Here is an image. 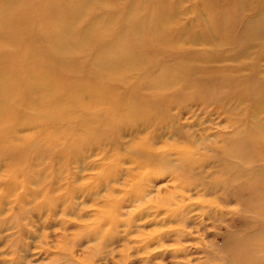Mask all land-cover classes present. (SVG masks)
<instances>
[{
    "label": "rangeland",
    "instance_id": "rangeland-1",
    "mask_svg": "<svg viewBox=\"0 0 264 264\" xmlns=\"http://www.w3.org/2000/svg\"><path fill=\"white\" fill-rule=\"evenodd\" d=\"M132 1L93 2L80 18L74 19V8L68 0H11L1 17L0 51L7 59L0 60V71L12 74L9 82L18 87L24 66H29L39 76L52 78L62 90L52 92L51 99L60 101L54 110L48 107V101L41 105L40 112H51L50 118L35 120L36 111L30 104L31 99L38 100L45 92L43 83L34 92L19 86L9 97L11 109L6 108L0 115V264H227L222 257L231 252L263 254L257 248L264 244V180L255 183L227 167V163L213 166L210 159L214 149L231 161L240 160L241 155L236 156L239 153L243 160L263 155L251 146L264 139L252 130L248 102L227 110L221 103L208 100L204 110H197L188 101L199 94L197 90L184 99L173 100L170 93L180 88H146L139 81L141 66L118 75L96 72L97 53L91 37L71 51L75 61L72 65H59L45 54L47 46L33 39L30 18L37 20L39 28L57 32L53 20L62 17L73 28L70 40L77 43L81 29L107 22L108 12L114 11L120 16L113 17L110 30L103 32L110 37L124 36L128 47H133L135 36L127 29L120 31ZM220 1L228 2L145 0L140 8L135 2L136 15H144L145 9L160 19L157 10L162 7L168 21V43H154L153 33L149 32V43L144 48L163 49L175 43L211 50L220 45L227 47L232 39L228 27L235 12L238 10V17L245 19L252 6L247 9L233 0L225 6ZM255 1L250 3L255 5ZM12 17L19 21L17 25ZM261 48L250 50L261 54ZM110 50L115 66H121L123 46ZM146 57L150 63L158 58L155 52ZM252 68L248 65L245 73ZM149 73L146 81L155 77ZM83 85L101 97L78 93ZM70 97L76 104L70 103ZM228 99L233 104L238 96L232 93ZM137 101L141 106L152 101L155 106L143 119L132 122V113L142 109L130 108ZM181 107L190 112H180ZM95 114L99 119L94 120ZM260 116L264 121V112ZM232 117L243 119L242 128H235ZM240 130L239 135H250L248 142L234 138ZM203 147L211 149L202 152ZM208 160L211 165L201 172L199 162ZM235 189L246 190L238 197ZM149 191L151 194L144 197ZM141 196L144 198L138 200ZM251 196L256 200H250ZM162 203H225L221 205L226 221H206V228L194 233L190 248L178 251V246L187 243L157 239V233L177 226L176 222L163 225V213L156 218L159 224L151 216L141 217V213L153 212ZM245 205L252 206L247 217L251 224L237 219L236 226H229V212L240 211ZM219 221L221 225L215 227ZM128 223L133 232L131 228L127 232ZM146 236L155 238L146 251H137L134 243L128 242ZM240 241L250 242V249H242ZM206 246L220 256L218 261H206L202 252Z\"/></svg>",
    "mask_w": 264,
    "mask_h": 264
},
{
    "label": "bare ground",
    "instance_id": "bare-ground-1",
    "mask_svg": "<svg viewBox=\"0 0 264 264\" xmlns=\"http://www.w3.org/2000/svg\"><path fill=\"white\" fill-rule=\"evenodd\" d=\"M0 1H3L2 5L0 6L1 21V17L7 11L8 4L11 0ZM233 1H236L238 5L246 7L247 9L252 6V8L250 9L251 13H249V15L245 19H242L238 17L239 11L237 10L235 12V17H233L232 22H230V27H228L230 32L232 33V35L230 36L232 37V39H230L226 43L228 45L227 47L220 45V47L216 50L207 48H195L194 46H188L185 43L184 45L182 44V46H179L177 43H175L172 44L171 47L170 45H168V47L166 46L163 49L152 48V50L151 48H144L146 43H149V38L146 37L149 32L153 33L154 43L161 44L165 41L168 43V36L166 32L168 21H166L167 19L164 16L162 7H159L157 10V12L160 10V19H158L153 13H148V11H146L145 9L144 15L142 16H138L133 12L135 9L134 3L136 2V6L140 8L143 2L145 3V0L132 1L133 5L130 4V7L128 8V11L123 19V27L120 30L123 31L127 29L132 33V35L135 36L137 43L133 45V47H128L129 42L127 45L126 38H124V36L110 37L108 34H106V32H103L105 31V29H109L110 22L113 17L120 16L115 14L116 12L114 11L108 12L110 14L107 18L108 20H106L107 22L102 21L101 23H93V25L91 24L90 26H85V28L81 29L77 33V43L70 40V34L73 28L69 26L68 22L62 17H57L53 20L54 25L57 27V32L39 28L37 25V20L34 18H30L29 21L30 27L33 31L34 41H38L41 44L46 45L47 48L45 49V54L53 57L55 61L59 63V65L74 64L75 61L71 57V51H73L78 44L91 37L95 40V45L93 48H95V51L97 53V63L95 66L96 72H109L110 74L118 75L122 71H131L136 69L137 66H141V68L143 69V73L142 75L140 74L141 76L139 77V81L141 82V84L145 83L144 86L146 88L150 90L156 89L159 91L169 90L171 89V87L180 88L179 91L170 93L169 96L173 97V100L182 98L184 99L186 95L189 96L190 94H192V92L197 90L199 94L193 95L192 100H189L191 97L188 98V101H190L189 103H191V108L195 107L197 108V110H204V105H206V102L208 100L215 101L216 103H221L220 105H222V109L227 110H229L228 108H236L241 104L248 102V107L250 108L249 111H252V130L259 133L264 139V121H262L263 119H261L260 116V114L264 112V64L261 63V61L264 60V52H262L261 54L256 52L251 53L250 50L256 48L257 46L264 48V0H256L255 2H253L255 5H252V3H250L251 0ZM68 2L74 8L73 18L78 19L84 14L86 9H89L91 3L97 2L98 4H103L105 3V0H68ZM163 2H165V0H161L160 3ZM221 3L222 2L220 1V4ZM231 4L232 0H228L227 3H223L221 5L229 6ZM100 16L102 17V14H98V18ZM10 19L16 25L19 23V21L13 17ZM238 27H241V29L238 30ZM122 41L124 43H121ZM119 44L123 46L124 50L122 51V53H124L125 55L122 62H120L122 63L121 66H115V57L114 55H112V50L110 49ZM153 52L156 53L158 58L154 62L150 63L147 61L146 56L149 53ZM1 59H7L5 58L2 51H0V60ZM180 64H182L183 66H180ZM250 64L253 67L252 70L245 73L246 69H248V65ZM24 67L23 77L21 78L22 80H20L22 81V83L19 85L21 89H28L34 92V90L40 88L39 84L41 83L44 84L42 88H45V92L38 98V100H30L31 107L33 109L35 108L36 111L35 120L52 117L51 112L47 113V110H43L40 112V108L43 103H46V101H48V107L52 110L60 105L59 100L51 99L52 92L57 89L60 90V86L56 85L55 81L52 78H46V76L44 75L39 76L36 72H34L35 69H33L32 67ZM149 72L154 73L155 77L151 81H146L147 75L150 74ZM11 77L12 74L0 71V115L5 111L6 108L11 109L12 105L8 102L9 97L11 98V93L15 89L19 88V86L17 87L16 84L9 82ZM253 80H255V82H252ZM90 91L91 90H89L87 86L83 85L77 92L80 94L89 92L92 98L101 97V94L99 92L95 93L93 91ZM232 93L238 96V99L232 102L233 104H231V100L228 99L230 98ZM70 103L76 104L75 98L70 97ZM140 106V101H137L133 102L130 108L133 111H136ZM154 106L155 105L154 103H152V101L144 103L141 106L142 111L140 110V112H131L132 117L130 116V120L133 122L136 120L138 121L139 119H143L146 112L148 110H151V108H153ZM184 110L185 109L181 107L180 112H183L184 114L190 112H186ZM134 113H138L137 116L139 118L135 116ZM93 118L94 120H97L99 119V116L95 114ZM231 120L233 124H236V129H238L239 126L242 125L241 123L243 119H241L240 117H232ZM240 127L242 128V126ZM1 130L2 129L0 128V131ZM241 132V130L238 131L234 138L237 139V141L248 142L250 135H239ZM175 134H177V132ZM158 139L160 140V138ZM251 146H253V151L260 149L263 155H261L260 158L253 157L251 159L243 160L241 159L243 157L242 154L239 153V155L236 156L240 158L241 155L240 160L231 161L226 155H219L220 151L214 149L215 151L213 150V155L210 156V159H213V166H220L223 164L226 165L227 163V167H230V169H235V172L240 175L254 179V182L256 183L264 180V142L253 144ZM249 147L250 146H248L247 148ZM205 149L210 150L211 147H203L202 152H204L203 150ZM224 153H228V151ZM210 165L211 162L208 160L206 162H199L198 166L199 169H201V172H204ZM258 174L261 176H258ZM258 178L260 180H257ZM245 190L246 189H241L240 191H237L235 189L234 193L239 197V195H241ZM150 194L151 192L149 191L145 194L144 197ZM253 197L254 198H252L251 196L250 200H256V196ZM143 198L141 196L140 198H138V200H141ZM214 204L215 203H162V207L158 206L157 209L153 212L149 210L143 212L141 213V217L151 216L153 220H157L156 218L161 213H163L165 214L164 221L162 220L163 225L171 222H176L177 226L170 227L157 233V239L161 242L169 239H172L174 240V242L178 243L184 241L187 244L182 245L181 247L178 246L176 250L185 251L186 249L190 248V241L195 239V237L193 236L194 233H197L206 228V221L214 220L216 222L215 219L226 221L224 207L222 206L225 205V203H216V205ZM250 211H252L251 205H245L244 208L240 209V211L238 209L230 211L229 214L231 218L230 220L228 219L230 221L228 222L229 226H236L235 221L237 219H239L240 221H244L245 224H251V220L247 218L250 216L248 215V212ZM261 222L263 221L261 220ZM156 223L159 224L158 220L156 221ZM219 225H221L220 221L219 223H214L215 227H219ZM223 226L227 228V225L223 224ZM128 229L133 232L131 224L129 223L126 230ZM129 230L127 232H129ZM223 234L224 233H221V235ZM126 235L127 233H125L124 236ZM214 235L217 236L216 234ZM154 240L155 238H148L146 236L139 239L138 241H136V239H130L128 240V242L134 243L133 247L137 251H146L150 249ZM215 240L216 237L214 238V241ZM239 243L241 244V246H243L242 249L245 248L246 250H249V247H251L250 242L242 243L240 241ZM257 249L263 254H254V256H249L252 252H249L250 254H239L241 252L236 251L231 252L228 255H224V257H222V260H224L227 264H264V244L260 245ZM202 252L206 257V261H218L220 259V256L216 255L215 252L209 249L208 246H206L204 249L202 248ZM183 257L185 258L187 257V255L184 254Z\"/></svg>",
    "mask_w": 264,
    "mask_h": 264
}]
</instances>
